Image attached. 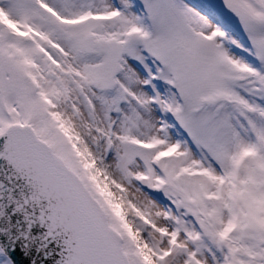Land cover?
<instances>
[{"label": "snow or ice", "instance_id": "obj_1", "mask_svg": "<svg viewBox=\"0 0 264 264\" xmlns=\"http://www.w3.org/2000/svg\"><path fill=\"white\" fill-rule=\"evenodd\" d=\"M0 264H264V0H0Z\"/></svg>", "mask_w": 264, "mask_h": 264}]
</instances>
